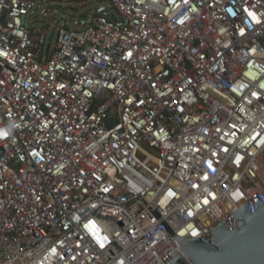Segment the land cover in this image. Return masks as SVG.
Here are the masks:
<instances>
[{"label":"built area","instance_id":"built-area-1","mask_svg":"<svg viewBox=\"0 0 264 264\" xmlns=\"http://www.w3.org/2000/svg\"><path fill=\"white\" fill-rule=\"evenodd\" d=\"M43 1L0 0V264L210 239L264 188V0H109L52 49Z\"/></svg>","mask_w":264,"mask_h":264},{"label":"water","instance_id":"water-1","mask_svg":"<svg viewBox=\"0 0 264 264\" xmlns=\"http://www.w3.org/2000/svg\"><path fill=\"white\" fill-rule=\"evenodd\" d=\"M209 234L177 238L180 249L162 264H264V188Z\"/></svg>","mask_w":264,"mask_h":264},{"label":"rangeland","instance_id":"rangeland-1","mask_svg":"<svg viewBox=\"0 0 264 264\" xmlns=\"http://www.w3.org/2000/svg\"><path fill=\"white\" fill-rule=\"evenodd\" d=\"M101 8L111 12L109 0H44L41 5L37 3L26 17L27 25L45 28V43L52 49L55 47L56 30L59 27L65 26L68 31H81L87 25L75 24L74 21L99 15L98 10ZM146 153L155 156L154 151L146 150Z\"/></svg>","mask_w":264,"mask_h":264},{"label":"snow or ice","instance_id":"snow-or-ice-1","mask_svg":"<svg viewBox=\"0 0 264 264\" xmlns=\"http://www.w3.org/2000/svg\"><path fill=\"white\" fill-rule=\"evenodd\" d=\"M105 239H106V237H105ZM98 242H100L99 240H98ZM101 247H103V244L101 243Z\"/></svg>","mask_w":264,"mask_h":264}]
</instances>
